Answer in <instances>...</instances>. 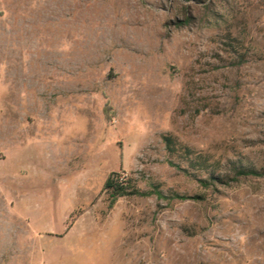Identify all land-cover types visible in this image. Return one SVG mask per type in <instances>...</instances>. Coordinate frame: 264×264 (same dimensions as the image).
Wrapping results in <instances>:
<instances>
[{
    "label": "rangeland",
    "instance_id": "rangeland-1",
    "mask_svg": "<svg viewBox=\"0 0 264 264\" xmlns=\"http://www.w3.org/2000/svg\"><path fill=\"white\" fill-rule=\"evenodd\" d=\"M165 135L264 170V0H0V264H264V177Z\"/></svg>",
    "mask_w": 264,
    "mask_h": 264
},
{
    "label": "trees",
    "instance_id": "trees-1",
    "mask_svg": "<svg viewBox=\"0 0 264 264\" xmlns=\"http://www.w3.org/2000/svg\"><path fill=\"white\" fill-rule=\"evenodd\" d=\"M232 41L234 40L229 39V42ZM162 141L168 154L179 156L185 164V168L173 163L170 165L189 176L192 175L190 174L192 172L198 176L201 174L203 178L199 179L198 182L205 189L216 185L227 186L241 179L264 177V170H256L254 167L243 165L241 162L210 160L206 156L196 155L188 148L179 145L175 139L168 135L163 136ZM129 188L130 181L124 182L119 173H112L106 180L103 191L113 197H122L129 194L127 191Z\"/></svg>",
    "mask_w": 264,
    "mask_h": 264
}]
</instances>
